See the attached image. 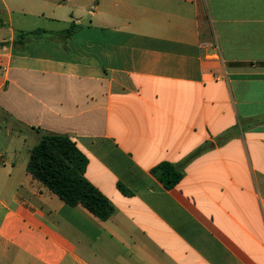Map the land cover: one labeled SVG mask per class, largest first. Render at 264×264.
<instances>
[{
  "label": "crops",
  "instance_id": "crops-1",
  "mask_svg": "<svg viewBox=\"0 0 264 264\" xmlns=\"http://www.w3.org/2000/svg\"><path fill=\"white\" fill-rule=\"evenodd\" d=\"M15 1L0 8V264H264V0ZM35 29L54 39L13 44ZM42 133L88 158L108 220L32 178ZM162 163L183 173L173 189Z\"/></svg>",
  "mask_w": 264,
  "mask_h": 264
},
{
  "label": "trees",
  "instance_id": "trees-1",
  "mask_svg": "<svg viewBox=\"0 0 264 264\" xmlns=\"http://www.w3.org/2000/svg\"><path fill=\"white\" fill-rule=\"evenodd\" d=\"M78 29L71 25L62 33L63 39L70 38ZM44 36L54 39L44 29H35L17 34L14 45L25 47ZM88 158L79 150L72 139L63 134L42 133L41 139L32 148L27 171L34 180L41 183L65 204L75 207L82 205L102 221L108 220L115 212L112 202L93 186L86 178ZM152 174L166 189H173L183 178L181 169L171 163H162L152 170ZM120 190L128 194L119 184Z\"/></svg>",
  "mask_w": 264,
  "mask_h": 264
},
{
  "label": "rangeland",
  "instance_id": "rangeland-1",
  "mask_svg": "<svg viewBox=\"0 0 264 264\" xmlns=\"http://www.w3.org/2000/svg\"><path fill=\"white\" fill-rule=\"evenodd\" d=\"M13 1H14V3H18V2H19V1L11 0L10 3L12 4ZM0 8H2L1 0H0ZM67 14H68V13H67ZM5 16H6V15H4V17H2V18H6Z\"/></svg>",
  "mask_w": 264,
  "mask_h": 264
}]
</instances>
